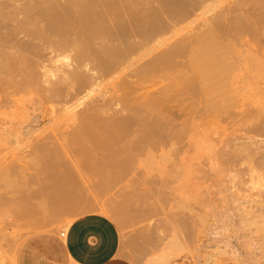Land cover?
Masks as SVG:
<instances>
[{
    "label": "bare ground",
    "instance_id": "1",
    "mask_svg": "<svg viewBox=\"0 0 264 264\" xmlns=\"http://www.w3.org/2000/svg\"><path fill=\"white\" fill-rule=\"evenodd\" d=\"M11 1L0 0V135L34 128L41 144L59 143L43 156L66 148L100 162L87 170L113 177L128 170L111 166L117 158L150 155L156 136L186 127L197 137L187 145L180 196L187 243L181 227L179 237L173 230V257L184 246L202 264L204 227L216 234L238 222L248 235L263 232L264 0ZM15 101L23 109L12 118ZM226 243L221 254H237Z\"/></svg>",
    "mask_w": 264,
    "mask_h": 264
},
{
    "label": "rangeland",
    "instance_id": "2",
    "mask_svg": "<svg viewBox=\"0 0 264 264\" xmlns=\"http://www.w3.org/2000/svg\"><path fill=\"white\" fill-rule=\"evenodd\" d=\"M25 1L12 0L11 2L20 5ZM19 13L21 12L19 11ZM21 14H19V17ZM24 26L32 27L33 25L28 22L17 30H22ZM25 27L23 30H25ZM159 47L161 48L163 45L158 46L157 49ZM157 49L155 48L154 51ZM145 56L141 59L146 58ZM57 62L59 61H54V64H58ZM15 103H18L17 106ZM14 104L15 106H13ZM14 104L11 105L12 107L9 106V111H7L8 116L12 118L15 117L14 111L17 112L23 109L22 102L15 101ZM32 105L37 106L36 103ZM47 106L49 107V105ZM57 106L59 107L58 104H54L49 108H55V111ZM14 107L17 109L15 110ZM39 107L37 106L36 109H43V107ZM44 120L42 122H45L44 125L47 127L46 119L44 118ZM53 121L55 122V120ZM52 122L49 124L50 127ZM46 127L45 130H47ZM178 128L175 130L177 134L175 131H171V133H174L173 135L170 133L171 136L168 135L170 138L165 137L164 140L161 136L163 141L156 136L150 155L141 153L128 162H123L121 161L123 159L117 158L116 161L118 162L111 166H124L128 170L114 174L113 177H110V174L104 176L87 170L86 166L99 165L100 162H85L77 156L78 154L75 153L74 156L68 150V154H65L63 151L66 148L60 149L57 147L65 155H62L63 153H53L52 155L51 153V155L48 154L49 156H43L44 154L41 152H46L50 148L49 146H59V143L49 141V146L41 144L38 140L39 136L35 137L32 133L34 128L21 129L19 134L14 132L3 133V137L0 135V264H15L16 247L19 241L28 233L52 229L59 231L65 228L73 217L86 211H97L114 220L120 236L119 251L132 264H196L191 254L189 255L184 248L187 239L186 233L182 235L185 230L182 218L185 216L186 208L183 206L184 199L182 202L180 197L184 190L186 154L190 148L189 144L194 142L192 139L195 140L196 136L192 135L193 132L191 133L186 127ZM126 141L125 138H121L118 142L115 141L116 144L113 146L126 143ZM77 145L79 144H74L73 147ZM44 157H46L45 160ZM46 161L51 164L49 165L51 166V173H48L50 167L46 166ZM73 166L79 167L81 170L79 169L80 171L77 173V169ZM46 167L48 168L46 169ZM62 169L66 171L70 169L69 173L71 174H62ZM240 192L247 193L245 190ZM260 194L264 198V187H261ZM181 216L183 217L181 218ZM177 220L180 223L179 226L176 225ZM233 223H228V226H225L227 229L223 228L222 230L220 227L216 228L219 229L218 231L214 229L216 234L212 233L210 228L208 230L204 227L205 234L201 231L197 233L198 235L201 234L202 239L197 238L199 236H197L196 230L194 231L195 236L193 235V237H196L197 241L201 239L200 241L204 247L200 245L201 251L198 250L200 256L203 257V260H201V257L199 258V262L202 261V264H238L241 262V264L244 262L245 264H264V245L260 244H264V240H261L264 239L263 228V232L260 231L261 228H258V231L256 230L258 233L261 232L263 235L261 237L259 236L260 233L257 235L255 230V234L250 232L248 235L249 231H245L243 227H240L241 225L238 222ZM229 226H233V228H229ZM234 227H236L237 232L236 230L234 232ZM176 228H180L182 231L180 237L184 236L182 238L184 241H181L184 246L173 257L169 241L173 234L175 235L173 232H176ZM178 231L176 236L179 234ZM208 234L209 236H206ZM210 234H214V237ZM227 234L229 235L227 236ZM258 238L261 240L260 243ZM196 239L194 238V244L197 242H195ZM248 240H252L253 243L248 242ZM200 241L197 244H200ZM221 242L224 245L227 242V248L229 246L232 249L235 247L234 250L237 244L238 250H235L237 254H221V249L226 247ZM245 242L247 244L245 246L256 243L251 245L252 247L258 243L259 246L256 247L259 248L245 247ZM214 245L216 250L218 248V252L214 251ZM219 245L222 248L217 247ZM260 245L263 247L262 249ZM208 247L211 249L209 250ZM249 249H254V253H249L251 251ZM238 253H240L239 259ZM236 256L237 263L233 260ZM241 258L244 259L238 261Z\"/></svg>",
    "mask_w": 264,
    "mask_h": 264
},
{
    "label": "crops",
    "instance_id": "3",
    "mask_svg": "<svg viewBox=\"0 0 264 264\" xmlns=\"http://www.w3.org/2000/svg\"><path fill=\"white\" fill-rule=\"evenodd\" d=\"M63 229V234L52 229L25 235L16 247L15 264H132L119 251V231L111 217L86 211Z\"/></svg>",
    "mask_w": 264,
    "mask_h": 264
},
{
    "label": "built area",
    "instance_id": "4",
    "mask_svg": "<svg viewBox=\"0 0 264 264\" xmlns=\"http://www.w3.org/2000/svg\"><path fill=\"white\" fill-rule=\"evenodd\" d=\"M63 233H64V229H60L59 234H63Z\"/></svg>",
    "mask_w": 264,
    "mask_h": 264
}]
</instances>
